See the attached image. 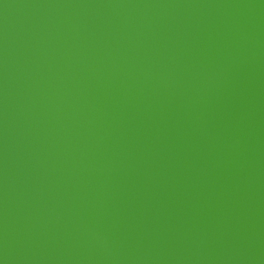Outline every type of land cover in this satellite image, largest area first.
Listing matches in <instances>:
<instances>
[{
  "label": "water",
  "instance_id": "95a60500",
  "mask_svg": "<svg viewBox=\"0 0 264 264\" xmlns=\"http://www.w3.org/2000/svg\"><path fill=\"white\" fill-rule=\"evenodd\" d=\"M0 264H264V0H0Z\"/></svg>",
  "mask_w": 264,
  "mask_h": 264
}]
</instances>
